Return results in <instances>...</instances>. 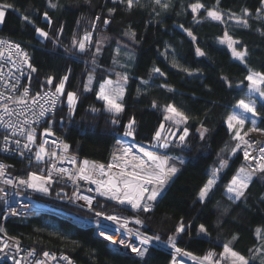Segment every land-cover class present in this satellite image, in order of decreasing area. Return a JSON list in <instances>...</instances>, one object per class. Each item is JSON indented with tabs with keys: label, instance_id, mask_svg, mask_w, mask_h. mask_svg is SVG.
<instances>
[{
	"label": "trees",
	"instance_id": "obj_1",
	"mask_svg": "<svg viewBox=\"0 0 264 264\" xmlns=\"http://www.w3.org/2000/svg\"><path fill=\"white\" fill-rule=\"evenodd\" d=\"M0 2L13 6L6 10L0 36L25 48L28 63L37 69L31 72L26 64L25 82L38 91H54L55 84L63 76L69 77L65 92H75L78 102L70 113L66 95L60 97L54 130L64 138L69 153L78 157L80 163L89 160L109 164L120 137L185 161L151 213L138 214L103 198L97 199L94 210L103 214L124 211L134 220L142 219L143 226H132L147 235H159L161 239L157 243L162 244H167L168 236L182 218L186 225H191L190 234L178 237L177 245L198 257L214 252V259L218 258L223 246L237 235L238 239L230 247L251 259L264 242V231L259 236L256 233L257 228L264 230V200L261 199L264 175L253 178L240 200L228 199L225 190L241 167V156L239 152L235 156L230 154L236 141L232 140L225 120L239 100L248 98V81L245 80L248 70L264 73V12L259 18L256 13L260 0H220L218 7L224 14V23L208 19L205 9L200 10L197 19L201 22L196 23L189 8L196 0H170L166 10L154 0H140L131 11L126 10V4L113 3V0H52L58 5L56 8H49L48 0ZM200 2L205 8L215 6V0ZM110 8L116 9L111 16ZM245 8L252 14L246 17L248 27L229 18L231 13L241 16ZM44 12L51 18V25L43 19ZM22 14L32 18L36 27L48 32L49 39L39 37L33 25L22 19ZM104 19L111 22L105 26ZM129 26L136 32L135 40L124 38ZM61 27L62 33L59 32ZM184 29L193 32L197 38L195 42ZM225 31L240 41L235 45L238 49H247L245 63L233 59L219 42ZM86 34L91 35V42L86 44L89 50L79 53L77 47H73V40L79 42ZM98 38L103 39L102 45L95 44ZM118 42H126L127 48L130 47V57L125 60L121 55L116 56ZM197 47L206 55L197 56ZM116 58L125 63L121 70L128 76V82L123 100L125 110L119 117L120 122L113 125L111 115L96 99V94L100 84L111 76ZM173 62L188 68L193 75L174 68ZM154 67L160 68L165 75L152 73ZM90 74L92 91H85ZM48 77L54 78L53 85H47ZM165 84L173 90L161 87ZM153 101L156 108L151 106ZM169 104L184 112L189 120L176 132L170 128L169 147L165 149L154 139V134L161 125H164L162 134L167 132L164 108ZM93 108L98 111L93 112ZM256 108L260 113L256 128L264 131V100L257 102ZM133 117L137 121L135 132L133 136H125V127ZM202 126L209 129L203 140L198 132ZM185 127L189 135L186 146H181L179 136ZM221 160H227L228 167L219 172L215 188L205 202L200 203L197 199L199 189L210 178L212 170L220 167ZM16 174L29 175L25 171ZM200 224L208 230L205 238L197 235ZM52 229L58 235H52ZM6 230L24 246L63 254L75 264H136L137 260L121 246L97 237L92 229L51 214L17 218L6 224ZM150 252L149 264H169L171 256L166 251L150 247ZM249 264L259 263L250 261Z\"/></svg>",
	"mask_w": 264,
	"mask_h": 264
},
{
	"label": "snow or ice",
	"instance_id": "obj_2",
	"mask_svg": "<svg viewBox=\"0 0 264 264\" xmlns=\"http://www.w3.org/2000/svg\"><path fill=\"white\" fill-rule=\"evenodd\" d=\"M90 2V0H88ZM121 3L126 4V10L131 11L134 6L140 3V0H113V3ZM154 3L158 5L162 9H167L170 7L169 2H162V0H154ZM220 0H215V6L213 8H205V5L200 2V0H196L195 3L189 5L191 12L193 14V19L196 23H200L201 20L197 19V15L199 14L201 9H205L206 17L213 20L224 23V14L219 10ZM58 5L53 3L52 0H48L49 8H56ZM13 6L8 3L0 2V25L5 23V15L6 10L12 8ZM18 11V10H17ZM116 11L115 8H110L108 10L109 16L114 14ZM155 11V9H153ZM264 12V0H260V7L257 8V18L260 17L261 13ZM159 15V12L156 13ZM252 14L249 12L247 8L243 9V14L237 17L234 13L229 14L230 19H234L236 24L242 25L244 27H248V20L246 17L251 16ZM22 19L28 24H32L36 34L39 37L44 38L45 40L49 39V33L44 31L43 29L36 27L33 23L32 18L28 15L22 14ZM43 19L47 21L49 25H51L52 20L49 17L47 12L43 13ZM96 20L99 21L100 17L97 16ZM111 21L109 19H104L103 23L107 26ZM79 23V21H78ZM183 28V25H180ZM93 29H95V24H93ZM187 32V35L191 37L192 41H196V36L189 29H184ZM59 32H63V27L59 29ZM125 35L129 36L131 39L135 40L136 32L131 29L129 26L128 30L125 32ZM264 35V33H262ZM86 42H91V35L86 34L83 37V40L76 41L73 40V47H77L78 51L83 53L86 51ZM219 42L223 45H226L227 48L231 51L233 58L239 60L241 63H245V58L248 55L247 49L241 48L238 49L235 45L240 44V41L233 39L231 35L225 31L222 38H220ZM0 45L6 46L8 50L7 59L12 61L13 65H16V61L13 60V51L15 55L20 58L23 63H26L31 72H36L37 69L33 67L30 63H28L29 57L28 54L21 48V46L17 43L0 40ZM196 55L203 57L206 53L201 50L199 47L196 48ZM97 52H99V48H97ZM4 49L0 48V57L4 56ZM95 63V60H93ZM172 66L174 68H178L180 71L186 72L188 75H193V72L188 68H185L175 62H173ZM152 73L159 74L160 76H164L165 73L161 71L160 68L154 67L152 69ZM2 75V73H0ZM68 75L63 76L54 86V91L45 92L42 99H44L45 103L49 104L50 108H44L41 105V111L39 115L41 117L45 116V114L49 111H53L57 101L61 96L67 97V104L70 110V113L74 111L75 105L78 102V97L75 92H65V85L68 81ZM226 80V78H224ZM245 80L248 81V89L251 93H258L261 98H264V73L255 72L251 69L248 70V74L245 76ZM54 78L48 77L46 80L47 85H53ZM128 82V76L123 75L120 76L116 81L111 79L106 80L99 86V91L96 94V99L103 101L104 109L111 114V124H118L120 115L124 112L123 100L126 92L125 85ZM92 83V76L88 77V84L84 86L85 91H92L89 87ZM141 83H147V81H141ZM229 86H231L229 84ZM7 87V85H5ZM161 87L167 88L168 91H172L173 89L168 85H161ZM12 91H16V85H12ZM139 91V89H138ZM29 96L28 89L25 88L23 94L18 97L14 96H5L3 93H0V100H8L12 103L18 105H27L28 100L26 99ZM33 103H36V98H33ZM153 108L157 107L155 101H153ZM236 108L241 109L242 112L237 114L233 112L229 114L226 118V125L229 133H231L232 140L236 141L235 145L230 149V154L235 156L238 152H243V159L247 162V166H241L235 175L232 176L230 183H228L226 187V192L229 194V200H240L245 196L247 189L253 181V178L258 175H264V141L262 140H253L247 139L249 132H261V135H264V131L257 129L255 127L256 120H251L252 127L248 129V131H244L245 124L248 122L247 113H251L252 117H257L260 113L257 111L255 101L249 98L247 101L241 99L238 101ZM93 112L98 111L93 108ZM165 113L164 119L166 121H170L174 125L186 124L189 120V117L182 111L178 110L174 105H167L164 108ZM3 112L5 115L12 116L14 110H10L7 104L3 106ZM18 115H23V111L17 113ZM24 124H28L29 121L26 119L23 121ZM137 121L135 118H130L124 131L125 136H133L135 132V125ZM0 125H4L5 127L10 126V122H6L3 115H0ZM13 128L15 126H12ZM164 125L160 126V130H157L154 134V139L162 148L169 147V140L167 137L162 135V130ZM179 130V128H178ZM200 134V139L203 140L208 133L209 129L206 127H201L198 129ZM25 132L24 129H20L21 135ZM34 130L29 131L27 133V141L28 143L23 144L24 149H29V145L35 142ZM243 133V134H242ZM13 135H17L15 131L12 133ZM45 135H52L53 133L50 130H45ZM189 135L188 129L185 127L182 130V134L179 136V141L181 146H186L185 141ZM5 145L8 143V136L4 137ZM16 144L17 148H20L21 141L14 140L12 141ZM48 143V141H44V144ZM119 143V141L117 142ZM44 144H41L39 150L35 153V158L37 161H42L44 156L47 154ZM65 152L68 151L69 145L62 144L61 145ZM2 151H9L8 147L5 146ZM251 150V151H250ZM139 151L143 152V157L137 156L134 154L132 147L130 146H121L117 149L116 152L112 155V162L104 165L98 162L84 160L82 162L83 166L77 168L75 174L69 172L68 169L60 168L55 169V165H53L54 171H57L59 174L67 175L68 179L73 180L75 182L76 179L87 181L90 184L96 185V193L99 196L106 197L109 200L116 201L120 205H128L131 207L133 211L136 213H151L157 203L159 197L162 196L165 189L169 186V184L173 181V178L177 176L180 171V166L185 163L182 159H176L169 157L167 155H157L153 152L145 151L143 149H139ZM221 151H224L222 149ZM255 153V154H254ZM23 156V152L20 153ZM51 156L55 157L56 153L52 152ZM63 158H61V161ZM71 162L73 164L76 163L75 158H71ZM228 167L227 160H221L220 167L218 169H213L212 174L209 179H207L206 183L199 189L197 199L200 203H204L208 198L209 193L213 190L214 186L217 183V175L224 168ZM6 166L4 164H0V177H3L5 174ZM114 169L116 171H114ZM100 177H106V179H100ZM52 182V171H49L47 176L45 175H37L36 173H29L27 179H20L19 184L26 186L28 188L33 189L36 192H40L43 194H48L49 189L47 185ZM5 184L11 185L13 181L11 179L4 180ZM3 191V189H0ZM59 195V193L57 194ZM77 200H84L89 207L92 205V199L88 196H76ZM264 200V196L261 197ZM102 213L96 212V216H101ZM105 219L119 222L121 217L110 215L106 216ZM135 224L143 226L144 221L142 219L136 218L134 220ZM127 221L121 224V227L126 228ZM191 228V225H186L181 218L177 225L175 226L172 235H169L167 238V246L174 250L175 255L171 258V264H180L177 257L184 256L188 257L195 262V264H223V262H227V264H249L248 259L244 256L240 255L236 251H234L230 244L238 239L237 235H233L232 241L223 246L222 253L219 254L218 258L214 252H208L203 257H198L193 255L191 252L186 251L185 249L179 247L177 245V238L181 237L184 234H190L188 230ZM4 229L0 228V232H3ZM264 231L260 228L256 229V233L259 236L261 232ZM104 240L109 241L113 245H120L124 249L128 250L131 254H133L137 260L136 264H149V259L151 257L150 246L153 242L160 241L159 235H147L145 233L136 231L134 233H130L131 235H135L136 239L139 241L138 244H133L131 242H126L125 240H117L111 235H107L104 231L99 233ZM207 235L208 230L204 224H200L198 226L197 235ZM8 244H4L0 251H4L5 248H8ZM33 253H29L32 255ZM45 257H49V253L45 252L43 254ZM55 259V257H52ZM60 259L67 262V264H73V261L69 259L68 256H61ZM19 264V262H17ZM37 264H43V262H37Z\"/></svg>",
	"mask_w": 264,
	"mask_h": 264
},
{
	"label": "built area",
	"instance_id": "obj_3",
	"mask_svg": "<svg viewBox=\"0 0 264 264\" xmlns=\"http://www.w3.org/2000/svg\"><path fill=\"white\" fill-rule=\"evenodd\" d=\"M0 40L17 43L2 36H0ZM0 48H3L5 53L3 57H0V73H2V75H0V93H3L5 96L18 97L23 94L25 88H27L29 92V96L26 98L28 100L27 105H18L8 100H0V115L4 116L6 122H10V126L8 127L0 125V149H3L5 146L9 149L7 152L0 150V164L6 166L4 176L0 177V189H3V191H0V228L4 229L3 232H0V248H2L5 243L9 245L4 251H0V262L9 264H17V262H19V264H37V262H43V264H67L66 261L60 259L61 256L65 255L51 251H37L32 247L24 246L19 239L11 236L6 230V224L9 221L42 213L67 219L83 228H90L93 230V233L98 229H102L116 235L119 240L138 244L139 241L136 239L135 235L130 234L137 230L131 229L130 227H132V224L139 225L135 224L134 219L126 212L102 213L101 216H96L94 207L97 199L101 198V196L96 193L95 184H90L80 179H76L75 182H73V180L68 179L67 175L59 174L57 171L52 170L53 165H55V169L57 170L65 168L68 169L69 172L75 174L77 168L82 166L78 157L69 153V151L65 152L63 150L61 145L66 142L64 138L54 130V119L59 100L53 111H49L45 116L41 117L39 115L41 105H43L44 108L51 107L41 98L44 93L50 91V89L38 91L32 88L25 82L26 63H23L13 51V60L16 61V65L14 66L12 61L7 59L8 50L6 46L0 45ZM21 48L27 53L25 48L22 46ZM13 84L16 85L15 92L12 91ZM5 85H7V87H5ZM33 98H36V103L32 102ZM4 104H7L10 110H14L12 116L4 114ZM21 111H23L24 114L18 115L17 113ZM26 119L29 121L28 124L23 123ZM12 126L15 127L13 128ZM21 128L25 130L23 135L19 134ZM46 129L50 130L53 134L45 135ZM32 130H34L35 142L29 145V149H24L23 144L28 143L27 133ZM13 131H15L17 135H13ZM250 133L251 132H249L246 137L247 139H249ZM255 133H257L258 136L264 137V135H261V132ZM5 136L9 138L7 145H5ZM17 139L21 141L20 148H17L16 144L12 142ZM44 141H48V143L44 144ZM41 144H44L47 154L42 161H37L35 153L39 150ZM21 152H23V156L20 155ZM52 152L56 153L55 157L51 156ZM239 154L241 155V164L247 166V162L243 159V152L241 151ZM73 157L76 161L75 164L71 162V158ZM61 158H63L62 161ZM21 171H25L28 174L36 173L37 175L45 176H47L49 171H52V182L47 185L49 189L48 194L36 192L31 188L20 185V179H27V177L16 174ZM7 179H11L13 183L11 185L5 184L4 180ZM100 179H106V177H100ZM58 193L59 195H57ZM76 196H88L91 198V207H89L84 200H77ZM110 215L121 217V220L116 222L105 219L106 216ZM125 220L127 221L126 228L121 227V224H123ZM152 245L150 247H152ZM154 247L157 248V246ZM159 248L165 250L167 253L173 250L169 247ZM30 252L33 254L29 255ZM45 252L50 254L49 257L43 255ZM52 257H55V259ZM73 264H75L74 261Z\"/></svg>",
	"mask_w": 264,
	"mask_h": 264
},
{
	"label": "rangeland",
	"instance_id": "obj_4",
	"mask_svg": "<svg viewBox=\"0 0 264 264\" xmlns=\"http://www.w3.org/2000/svg\"><path fill=\"white\" fill-rule=\"evenodd\" d=\"M209 19V18H208ZM211 20V19H210ZM1 26V25H0ZM85 36V35H84ZM83 36V37H84ZM125 39H127V40H131V38L129 37V36H125L124 37ZM82 40H83V38H82ZM97 43H99V45H102L103 44V39L102 38H98L97 40H96V42H95V44H97ZM86 44H87V42H86ZM226 48H227V46L226 45H224ZM130 48V47H129ZM129 48H127V43L126 42H118V44H117V48H116V51H115V53H116V56L118 57V56H122L124 59L123 60H125V59H127L128 57H130V50H129ZM228 49V48H227ZM77 50H78V48H77ZM86 50H89L87 47H86ZM229 50V49H228ZM79 52V51H78ZM229 52L231 53V51L229 50ZM79 53H81V52H79ZM232 55V54H231ZM233 57V56H232ZM119 58V57H118ZM233 59H235V58H233ZM236 60V59H235ZM237 61H239V60H237ZM124 66H125V63H123V61L122 60H118L117 58H116V61H115V63H114V69L113 70H111L110 71V73H111V76H109V77H107L105 80H104V82L106 81V80H109V79H111V80H113V81H116L120 76H123L124 74H123V72H122V68H124ZM91 75V74H90ZM90 75H88L87 76V79H86V82H85V85L86 84H88V77L90 76ZM92 81H93V77H92ZM103 82V83H104ZM92 84V83H91ZM102 84V83H101ZM100 84V85H101ZM126 86V85H125ZM89 87L91 88V85H89ZM98 91H99V89H98ZM247 99H246V101L249 99V98H251L252 100H254L255 101V104H257V102H259V101H263L264 100V98H261L260 96H259V94L258 93H251V92H249V89L247 88ZM100 101V100H99ZM100 102H102L103 103V101H100ZM105 110V109H104ZM106 111V110H105ZM107 112V111H106ZM233 112H236L237 114H239L240 112H242V110L241 109H238V108H234V110L231 112V113H233ZM108 113V112H107ZM110 114V113H109ZM167 113H165V111H164V116L166 115ZM111 115V114H110ZM247 116H248V122H246V124H245V128H244V131H248V129H250L251 127H252V124H251V120H253V119H255L256 120V124H257V117H252V115H251V113H247L246 114ZM226 121V120H225ZM164 122H165V124L166 125H168V129H167V132H165V133H163L162 135L163 136H165V137H167L168 138V132H169V130H170V128L171 129H173V131L174 132H176L177 130H178V128L179 129H182V127L184 126V124H181V125H179V126H177V125H174V124H172L170 121H166L165 119H164ZM225 125H226V123H225ZM255 127H256V125H255ZM226 128H227V125H226ZM228 130V129H227ZM199 132V131H198ZM170 134V133H169ZM243 134V133H242ZM169 139V138H168ZM119 141V143H117ZM117 142H116V145H115V147H114V150H113V153L114 152H116L117 151V149H119L121 146H130V147H132V149H133V152H134V154L135 155H137V156H140L141 158H144L143 157V152H141V151H139V149H143V150H145V151H149V152H153V153H155V154H157V155H167V154H163V153H160V152H158V153H156V152H154V151H152V150H150L149 148H148V146L147 145H145V144H138V143H135V142H132V141H130V140H128L126 137H120L118 140H117ZM113 155V154H112ZM167 156H169V155H167ZM241 156V155H240ZM169 157H172V156H169ZM172 158H174V157H172ZM177 158H174V160H176ZM111 162H112V157H111ZM110 162V163H111ZM82 166H83V164H82ZM182 166V165H181ZM181 166H180V168H181ZM241 166H244V165H242L241 164ZM114 171H116L115 169H114ZM220 173H218V175H219ZM218 175H217V178H218ZM230 183V182H229ZM216 186V185H215ZM215 186H214V188H215ZM213 188V189H214ZM225 193L227 194V195H229L227 192H226V190H225ZM101 198H103V199H106V200H108V201H110V202H113V203H115L116 205H118V206H120V207H123V208H125V209H127V210H130V211H133L132 209H131V207L130 206H128V205H120V204H118L116 201H113V200H109V199H107L106 197H102L101 196ZM131 229H134V230H137L136 228H134V226H132V227H130ZM50 233L52 234V235H58V232L55 230V229H52L51 231H50ZM200 237H203V238H205L206 237V235H203V234H201V235H199ZM118 245V244H117ZM120 246V245H119ZM154 246H157V248H159V247H167L168 248V246H167V244H162V243H157V242H153V245H152V247H154ZM223 251V250H222ZM249 262L250 261H257L259 264H264V242L256 249V251L254 252V255H253V257L251 258V259H249L248 260ZM224 264H227V262H224Z\"/></svg>",
	"mask_w": 264,
	"mask_h": 264
},
{
	"label": "bare ground",
	"instance_id": "obj_5",
	"mask_svg": "<svg viewBox=\"0 0 264 264\" xmlns=\"http://www.w3.org/2000/svg\"><path fill=\"white\" fill-rule=\"evenodd\" d=\"M249 139H253V140H262V141H264V137H262V136H258L257 133H255V132H251V133H250V137H249ZM250 151H251V150H250ZM254 154H255V153H254ZM159 198H160V197H159ZM159 198H158V200H159ZM158 200H157V201H158ZM101 231H104V230H102V229H98V230L95 232V235H96L97 237L103 239V237L99 234ZM104 232H105L107 235H111V236H113L114 238H116L117 240H119L118 237H117L116 235H114V234H112V233H108V232H106V231H104ZM106 241H107V240H106ZM108 242H109V241H108ZM169 253H170L171 258H172L173 255H175L174 250H171ZM171 258H170V262H169V264H171ZM177 259H178V261L180 262V264H195V262H194L193 260H191L190 258H188V257L178 256Z\"/></svg>",
	"mask_w": 264,
	"mask_h": 264
},
{
	"label": "water",
	"instance_id": "obj_6",
	"mask_svg": "<svg viewBox=\"0 0 264 264\" xmlns=\"http://www.w3.org/2000/svg\"><path fill=\"white\" fill-rule=\"evenodd\" d=\"M166 189H167V188H166ZM166 189H165V190H166ZM164 192H165V191H164ZM163 194H164V193H163ZM163 194H162V195H163ZM160 198H161V197H160ZM160 198H159V200H160ZM159 200H158V201H159ZM158 201H157V202H158ZM66 220H67V219H66ZM159 249H160V248H159ZM162 250H163V249H162ZM164 251H165V250H164Z\"/></svg>",
	"mask_w": 264,
	"mask_h": 264
}]
</instances>
